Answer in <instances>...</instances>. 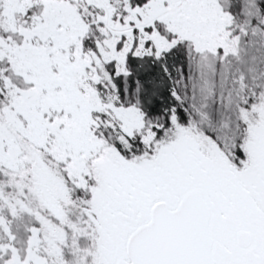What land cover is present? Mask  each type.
<instances>
[{"label": "rangeland", "instance_id": "1", "mask_svg": "<svg viewBox=\"0 0 264 264\" xmlns=\"http://www.w3.org/2000/svg\"><path fill=\"white\" fill-rule=\"evenodd\" d=\"M262 1L140 0L122 13L111 12L103 0H0V166L15 176L30 162L53 166L62 194L73 196L75 207L83 202L89 220L87 228L86 220L72 219L64 231L56 226L51 232L34 220L23 227L0 215V264H51L54 256L55 264H97V257L100 264H114L126 236L155 200L172 202L193 186L212 209L219 264H264V94L257 114L250 113V104L245 108L235 97L241 85L233 78L237 72L251 88L261 85L264 58L249 55L233 20L236 12L257 18ZM78 4L97 20L84 24ZM99 7L104 17L95 15ZM95 22L110 32L96 48L95 28L83 29ZM176 44L189 56V100L202 111L218 106L200 119L203 128L220 146L226 136L236 142L231 161L220 155L217 143L204 139L208 149L199 152L188 137L184 151L166 149L148 163L155 134L139 108L132 99H106L94 90L93 57L122 73L127 55L157 54ZM115 125L142 146L120 155L111 147ZM30 191L55 205L51 211L60 219L66 217L38 184ZM240 228L252 235L243 249L234 244Z\"/></svg>", "mask_w": 264, "mask_h": 264}, {"label": "trees", "instance_id": "2", "mask_svg": "<svg viewBox=\"0 0 264 264\" xmlns=\"http://www.w3.org/2000/svg\"><path fill=\"white\" fill-rule=\"evenodd\" d=\"M103 1L111 9V12L120 10L123 13L124 9L132 4H138L140 0ZM78 5V8L81 11L84 10L87 14H83L84 24L97 20L91 17V10L88 7L82 6L81 4ZM99 9L101 12L95 13V15L97 16L100 14L104 17L105 15L102 8L99 7ZM234 15L237 19L234 18L233 26L237 29L236 31L241 37L243 45L249 50V55L256 56L257 58L258 56L264 58V0L260 4V13L257 18H253L252 16L240 18L237 16V12L234 13ZM91 27H94L96 30L95 33L98 34L94 36V33L91 36L93 40L91 46L95 45L96 48L98 41L106 37V32H110L108 29L104 32L101 31L96 22L85 25L83 29ZM88 52L90 53V51ZM187 58H189V56L185 55L183 51L178 48L177 44L157 54L148 52L141 55H127V71L122 73H117L114 68L106 69L104 66H101L100 61L95 60L94 57L92 59V65L97 69V78L94 87L97 96L124 101L132 99L131 102L139 108L143 119L148 122L150 129L155 134L153 135L154 137H150L151 141L149 144L153 152L151 153L150 150L147 153V157L152 154L151 159H148V163H155L157 156L166 149L171 152L175 151V153H178V151H176L177 149H179L180 152L184 151L187 149V145L184 144V141L188 139V137L191 138V140L188 139L191 142L189 146L191 148H197L199 152L208 149L203 143L204 139H209L217 143V145L219 143V140L205 131L201 123L202 121L200 120L201 118H206V113L212 112V110L218 106L215 105L216 107L214 106V108L211 106L208 110L204 111L198 110L188 98L187 91L190 89L187 88L186 83L190 74L186 70ZM108 64L111 65V61ZM260 71H262V81L260 87L258 86L256 89L251 88L244 81L243 76L239 78L238 76L236 77L235 75L237 72H234L233 77L236 78V82L241 85V87L237 88L235 97L241 101V104H243L245 108H248L250 104L249 112L253 114H257L256 108L262 105V102L261 104L259 102L264 94V60L260 66ZM241 108L242 106L239 107V110ZM242 122L243 118L239 116L238 111L236 126L239 133L243 131ZM211 126L212 132L218 131L215 125ZM113 129L115 133L111 141V147L118 151L120 155H125L126 152H131V150L142 146L141 143H139V145L134 144L132 139H129L116 125ZM182 139L184 140L183 142L180 141V145H174L178 140ZM226 139L227 142L221 143V146L218 145V151L220 155L228 161L231 157H234L230 151L236 142L231 136H226ZM228 142H230V144ZM138 159L139 162L143 161L141 156H139ZM30 163L29 167L26 169L24 168V172L20 176H15L13 173L11 175V173L9 174L5 170H2L0 166V215L8 221L12 220L10 222L11 224H17L23 227H27L29 224L28 222L34 220L38 223V226L44 229H50L51 232H56V226L59 229L61 228V231H64V228H67L68 224L72 222V219H84L86 220V222H84L86 228L87 226L89 227L88 216L82 214L86 206L83 202H79L78 207H75V198L68 193L62 194L63 185L61 186L59 183L55 168L47 163H42L43 165L40 164V168L35 166V162ZM32 169H39V173H35L36 171ZM92 173H94L93 169ZM94 179L95 177H93L92 180ZM94 181H96V179ZM35 184H38L41 190L47 191L53 198H49L50 200L57 201V204L59 203L58 206L60 209H64L66 212L65 218L60 219L55 212L51 211L52 208L56 207L55 205L54 207L51 205L49 207V205H47L49 201L46 203L43 198H41L40 194H35L30 191V188ZM89 184L90 186L93 185V183ZM31 198L34 200L38 199V204H35ZM30 201L34 203L33 208L29 205ZM73 209L74 211L77 209L79 213H74ZM212 213L211 209V217H213ZM213 222L214 220L211 218L210 232L213 234L214 248L216 245V236L212 227ZM43 237L47 239L44 233ZM45 254L48 255L47 252ZM214 257L215 264H219L215 255ZM52 258L53 257L49 258L48 261L51 264H55L58 256H54L55 259L53 260ZM96 259L95 262L100 264V258L97 257Z\"/></svg>", "mask_w": 264, "mask_h": 264}, {"label": "water", "instance_id": "3", "mask_svg": "<svg viewBox=\"0 0 264 264\" xmlns=\"http://www.w3.org/2000/svg\"><path fill=\"white\" fill-rule=\"evenodd\" d=\"M210 221V207L198 188L186 190L172 209L163 200L154 201L148 219L126 238L128 260L120 257L115 264H214ZM251 239L245 228L234 233L239 247Z\"/></svg>", "mask_w": 264, "mask_h": 264}, {"label": "flooded vegetation", "instance_id": "4", "mask_svg": "<svg viewBox=\"0 0 264 264\" xmlns=\"http://www.w3.org/2000/svg\"><path fill=\"white\" fill-rule=\"evenodd\" d=\"M190 188H197V187H190ZM190 188H188V189H190ZM187 189V190H188ZM199 189V188H198ZM202 191V190H201ZM185 192V191H184ZM183 192V193H184ZM182 193V194H183ZM202 193H203V191H202ZM182 194H180V195H178V197L177 198H175L172 202H168L167 200H165V199H157V200H163V201H165V203H166V205H167V207L169 208V209H172V208H174L175 206H176V204H177V202L179 201V199H180V197H181V195ZM203 196H204V198H205V200H206V202H207V204L209 205V207H210V204L208 203V201H207V199H206V197H205V195H204V193H203ZM157 200H155V201H157ZM149 209H150V207H149ZM210 215H211V207H210ZM148 217H149V210H148V214H147V217L144 219V220H142L141 222H139L138 224H136L131 230H130V232L136 227V226H138L139 224H141V223H143V222H145L147 219H148ZM238 230V229H237ZM211 231V230H210ZM236 231V230H235ZM235 231H234V233H235ZM129 232V233H130ZM128 233V234H129ZM212 233V232H211ZM234 233H233V235H234ZM213 235V234H212ZM211 235V236H212ZM128 236V235H127ZM127 236H126V238H127ZM213 237V236H212ZM126 238H125V240H124V243H123V251H122V253L119 255V257L118 258H120V257H124L126 260H128V257H127V255H126V249H125V241H126ZM213 242H214V239H213ZM234 244H235V246L237 247V248H240V249H243L242 247H239V246H237V244L235 243V240H234ZM213 245V244H212ZM211 253H212V256H213V258H214V264H215V257H214V250H213V246H212V249H211ZM117 258V259H118ZM116 259V260H117ZM116 262V261H115ZM115 264V263H114Z\"/></svg>", "mask_w": 264, "mask_h": 264}]
</instances>
